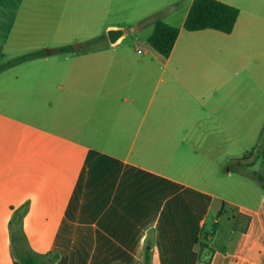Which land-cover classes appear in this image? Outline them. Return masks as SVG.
<instances>
[{
    "label": "crops",
    "instance_id": "0c3cea01",
    "mask_svg": "<svg viewBox=\"0 0 264 264\" xmlns=\"http://www.w3.org/2000/svg\"><path fill=\"white\" fill-rule=\"evenodd\" d=\"M219 1L240 10L231 34L185 30L194 0H0V264H21L10 222L23 207L31 251L52 264H264L260 184L241 202L218 193L248 163L235 144L262 124L247 89L262 88L263 25L240 5L260 0ZM157 21L181 30L167 58L148 43ZM144 22L143 51L110 43L108 30ZM26 54L42 55L6 67ZM220 216L232 224L215 248Z\"/></svg>",
    "mask_w": 264,
    "mask_h": 264
},
{
    "label": "trees",
    "instance_id": "16d2710c",
    "mask_svg": "<svg viewBox=\"0 0 264 264\" xmlns=\"http://www.w3.org/2000/svg\"><path fill=\"white\" fill-rule=\"evenodd\" d=\"M240 10L232 5L226 4L219 0H194L191 9L184 23V29L187 31H200L205 29H213L226 34H231L238 20ZM181 30L178 27L167 24L163 21H157L153 33L148 38V43L163 57H169L174 49L175 43L179 37ZM42 54H26L17 59H14L6 65L12 67L39 57ZM259 152L262 157L261 171H254L253 177L258 181L264 191V131L261 136ZM246 159V157H245ZM236 166L231 168L233 172H242L244 164L237 161ZM225 206V203L223 204ZM27 212V207L17 210L10 222V231L13 252L21 264H52L58 259V255L48 253L44 255L35 254L29 248L27 238L22 227V219ZM235 230L242 223L248 224L250 218L248 216H236ZM244 228V227H243ZM218 224L214 223L212 231L208 232L203 229L199 238V245L203 250L208 249L209 241L214 237ZM246 229L244 228V231ZM203 242V243H202ZM154 245L151 240L145 245L146 262L149 261L150 253Z\"/></svg>",
    "mask_w": 264,
    "mask_h": 264
},
{
    "label": "rangeland",
    "instance_id": "374dc122",
    "mask_svg": "<svg viewBox=\"0 0 264 264\" xmlns=\"http://www.w3.org/2000/svg\"><path fill=\"white\" fill-rule=\"evenodd\" d=\"M242 7H248L252 9L253 11L258 12V14L261 17L262 21V34L259 38L262 41L263 51H264V0L258 1L255 5L251 6H244L242 3L240 4ZM182 19L178 18L174 22L180 23ZM149 22H144V26L137 32H134L131 30V28H128V33L123 37L120 43L127 45V46H136L139 50L143 51L147 48V43L144 41L145 37L150 33L149 25H147ZM141 38V39H140ZM119 43V44H120ZM59 54L52 55V58L58 59ZM261 57V64L263 66V82H262V88L260 90L259 85L256 86L254 84H249L247 92L248 94L255 92L258 95H261L262 97V103H263V117L261 118V122L263 126L256 125L249 128V131L242 135L240 140L235 144L233 148V155H236L235 157L239 158L240 160L244 157H248L246 160L248 163L244 166V169L242 172L235 174L234 178L231 180H227L226 184L221 186V189L218 191V193L225 195L227 198L241 202L242 201V189H248V190H258L260 189L258 181L253 177L254 171H261L262 169V157L259 152V145L261 143V136L264 131V52L262 53ZM245 60L247 62L249 61L248 56H245ZM71 63L74 65V62L71 61ZM29 64V63H28ZM31 64V63H30ZM27 65V63L24 65H21V67H16L14 70H22V69H30L32 65ZM247 68V69H246ZM250 69V65L248 64L247 67L244 68V75L248 76L246 72ZM78 71V70H77ZM77 71H72V74H75ZM250 83V81H249ZM57 94H61L62 92L65 93V90H61L59 88H56ZM236 162L232 163L229 167L233 168L236 165ZM248 187V188H247ZM217 191V190H216ZM222 200L218 199L211 211L209 220L207 222L206 231L211 232L214 220L218 219L219 213L222 209ZM231 207L227 206V210L230 212ZM220 229L218 231V235L215 238L213 242V247L215 248H221L223 246H226L228 243V237L231 230V221L227 219V216H220ZM242 227L245 225V221H241ZM203 243V242H202ZM228 247V246H226ZM30 248V246H29ZM205 252V250H203Z\"/></svg>",
    "mask_w": 264,
    "mask_h": 264
},
{
    "label": "water",
    "instance_id": "95a60500",
    "mask_svg": "<svg viewBox=\"0 0 264 264\" xmlns=\"http://www.w3.org/2000/svg\"><path fill=\"white\" fill-rule=\"evenodd\" d=\"M127 33V29L116 28L108 30L107 36L111 44H117L125 35H127Z\"/></svg>",
    "mask_w": 264,
    "mask_h": 264
}]
</instances>
